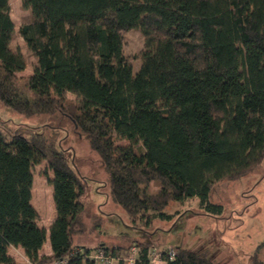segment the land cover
Masks as SVG:
<instances>
[{"label":"trees","instance_id":"1","mask_svg":"<svg viewBox=\"0 0 264 264\" xmlns=\"http://www.w3.org/2000/svg\"><path fill=\"white\" fill-rule=\"evenodd\" d=\"M21 4L31 19L18 32L35 62L19 75L26 61L10 46L14 23L9 0H0V101L26 115L69 118L107 170L103 186L132 227L141 221L149 233L153 219L173 215L172 203L192 197L220 215L210 191L264 160V0ZM132 28L143 35L135 73L123 52V34ZM42 160L53 173L49 254L39 253L46 229L30 201L32 168ZM85 192V177L42 129L0 126V264H16L10 245L32 264H153L155 248L160 264H215L183 246L170 256L168 246L127 232L113 244H76L74 236L96 233L102 221L81 200ZM98 249L112 261L94 258Z\"/></svg>","mask_w":264,"mask_h":264},{"label":"rangeland","instance_id":"2","mask_svg":"<svg viewBox=\"0 0 264 264\" xmlns=\"http://www.w3.org/2000/svg\"><path fill=\"white\" fill-rule=\"evenodd\" d=\"M10 16L14 31L10 46L20 50L26 67L19 73L26 76L32 70L34 56L27 48L18 27L28 22L29 10L22 7L21 0H9ZM123 52L129 57L132 72L140 66V50L143 35L139 28L123 34ZM71 93L65 99L73 98ZM0 126L15 128L39 127L49 136L56 149L63 150L69 164L86 180V192L81 200L86 208L102 217L97 232H85L74 236L78 245H95L98 241L113 244L119 233L127 232L139 239L153 241L156 247L183 246L204 253L215 264H264V160L250 173L236 180H222L210 191L209 200L222 205V213L213 215L200 207L197 197L182 203H172L168 211L173 215L165 220L153 219L151 227L142 228L138 221L132 227L126 212L108 196L103 186L108 172L100 164L97 154L90 148L84 134L72 121L59 112L55 114L26 115L0 101ZM31 204L37 211V223L46 229L45 247L50 248L48 228L55 211L52 200L53 176L47 163L42 160L32 168ZM157 186L150 184V189ZM151 230V231H150ZM99 231V233H98ZM154 235V236H152Z\"/></svg>","mask_w":264,"mask_h":264},{"label":"built area","instance_id":"3","mask_svg":"<svg viewBox=\"0 0 264 264\" xmlns=\"http://www.w3.org/2000/svg\"><path fill=\"white\" fill-rule=\"evenodd\" d=\"M168 253L170 256H172L174 254L175 251V247H168ZM136 251V247H131L130 248V252L131 254L129 255V257L126 258L127 262L130 263L133 259V253ZM160 251L159 249H153L150 252V259L151 262L153 264H160L163 262V260L160 257ZM93 257L104 262V263H108L110 261H112V258L109 255H105L104 251L102 249H98L94 254ZM52 264H67V259L66 258H61L58 259L56 261H54Z\"/></svg>","mask_w":264,"mask_h":264},{"label":"crops","instance_id":"4","mask_svg":"<svg viewBox=\"0 0 264 264\" xmlns=\"http://www.w3.org/2000/svg\"><path fill=\"white\" fill-rule=\"evenodd\" d=\"M45 244V241L42 245V247L39 250L40 254H49L51 252V248H47L45 247V249H43ZM8 253L14 258L16 264H32L28 258L26 257V255L23 252V249L20 246H12L10 245L8 247Z\"/></svg>","mask_w":264,"mask_h":264}]
</instances>
